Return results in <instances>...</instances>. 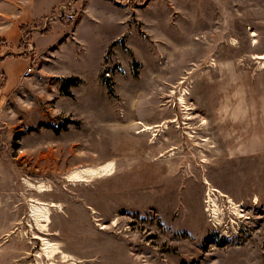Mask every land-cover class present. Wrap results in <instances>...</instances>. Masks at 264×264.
<instances>
[{
	"label": "rangeland",
	"instance_id": "1",
	"mask_svg": "<svg viewBox=\"0 0 264 264\" xmlns=\"http://www.w3.org/2000/svg\"><path fill=\"white\" fill-rule=\"evenodd\" d=\"M85 1L0 0V264H264V0Z\"/></svg>",
	"mask_w": 264,
	"mask_h": 264
},
{
	"label": "bare ground",
	"instance_id": "2",
	"mask_svg": "<svg viewBox=\"0 0 264 264\" xmlns=\"http://www.w3.org/2000/svg\"><path fill=\"white\" fill-rule=\"evenodd\" d=\"M240 22H242V21H240ZM243 24H245V23H243ZM244 26V25H243ZM238 27H239V25H238ZM238 27H236V28H238ZM237 30H239V29H237ZM253 32H255L254 34H253V37H254V39H255V41H257L256 40V38H257V32L256 31H254L253 30ZM215 34V33H214ZM173 35V34H172ZM191 35V34H190ZM210 35V34H209ZM174 36V35H173ZM188 36V35H187ZM187 36H185V37H187ZM180 37H182V36H180ZM211 37V36H210ZM172 38V37H171ZM176 38V37H175ZM183 38V37H182ZM189 38V37H188ZM192 38V37H191ZM212 38V37H211ZM181 38H178V43H180L179 42V40H180ZM185 39V38H184ZM187 39V38H186ZM186 39H185V41H186ZM209 39V38H208ZM191 40V39H190ZM185 43V42H184ZM183 43V44H184ZM189 43V42H188ZM193 43V42H192ZM182 44V45H183ZM195 44V43H194ZM181 45V46H182ZM190 46V45H189ZM193 49H194V47H193ZM197 49V48H196ZM256 56V55H255ZM256 58H259V59H264V54H262V55H257L256 56ZM214 65V64H213ZM261 67L262 68H264V62H261ZM162 75V74H161ZM173 75V74H172ZM175 75H177V74H175ZM174 75V76H175ZM165 76V75H164ZM161 77V76H160ZM160 77H158V78H160ZM167 77V76H166ZM171 77H169V79H170ZM162 79V78H161ZM167 79V78H166ZM186 80V79H185ZM182 82H184V81H182ZM186 82V81H185ZM187 94H189V92H188V88H183L182 89V96H181V102L183 103V104H185V102H186V95ZM133 107V106H132ZM134 109V108H133ZM133 113H134V111H133ZM100 116V115H99ZM135 116V115H134ZM103 117V116H102ZM133 117V114H131L130 115V117H129V119H131ZM101 118V117H100ZM104 118V117H103ZM126 120V119H125ZM131 121V120H130ZM134 121V120H133ZM123 122V121H122ZM132 122V121H131ZM131 122L129 123V125H127V126H122L121 125V127H120V129H122L124 132L125 131H131V128H132V126L134 125V124H131ZM138 123L139 124H141V125H143L142 127H143V129H141L140 131H137V133L139 134V133H151V132H155V131H157V130H165V129H168V127H169V123H167V122H165V123H163L162 125H160V129H157V127H153V126H151V125H148V124H146V123H144L143 121H138ZM122 124V123H121ZM125 124H127V123H125ZM91 126H92V124H91ZM120 126V125H119ZM93 128V127H92ZM94 128H96V127H94ZM99 130V129H98ZM121 130V131H122ZM87 131H89V130H87ZM91 131H92V129H91ZM119 131V130H118ZM93 132V131H92ZM108 132V131H107ZM120 132V131H119ZM123 132V133H124ZM118 133V132H117ZM122 133V134H123ZM93 134V133H92ZM91 134V135H92ZM121 135V134H120ZM94 136V135H93ZM130 136V135H129ZM88 139L90 138V137H87ZM91 139H92V137H91ZM91 144V143H90ZM77 145H74L73 147H72V149H70L69 151L72 153V156L75 154V151H76V149H75V147H76ZM90 147L89 146H84L83 147V149L84 150H87V149H89ZM54 151V150H53ZM53 151H51V154H53ZM116 163H115V161L114 160H111V161H108V162H105V163H103L102 165H100V166H97V167H93V166H88V167H82V168H76V169H74V170H72L69 174H68V180L69 181H74V182H86V181H90V179H92V178H101V177H103V176H111L114 172H115V168H116V165H115ZM207 182V181H206ZM38 190L40 191V192H49V191H51L52 190V188L49 186V185H45V184H40V185H38ZM217 191H218V189H216V188H213V187H209L208 188V191H207V203L209 204L208 206V210L209 211H211V212H213V213H215V214H217V213H219V211L221 210V208H219V204H218V200L220 199V195L219 194H217ZM164 196V195H163ZM229 201H230V203L232 204V205H234L235 206V208H234V210L237 212H239V206H237L231 199H229ZM33 205H32V214L35 216V218H36V220H37V222L39 223V225H40V227L42 228V230H46V229H48V227H49V225H50V223H51V221H52V216H51V214H52V208L53 207H57V208H59V209H61L62 208V205L61 204H57V203H54V202H52V203H50V204H48V203H45V202H41V201H34V203H32ZM233 206V207H234ZM221 207V206H220ZM231 207V206H230ZM223 210V209H222ZM236 214H238V213H236ZM116 224V221L114 222V225ZM102 228H106V226H104V225H102ZM43 241H44V243H43V245H44V250H45V252H46V254L48 255V256H50L51 258H54V256H56L58 253H60L61 252V246H60V244L59 243H55V242H52V241H50V240H48L46 237L45 238H43ZM65 257L67 258L68 257V255H65ZM50 258V259H51ZM42 264H44L43 262H41ZM75 263V262H74ZM76 264V263H75Z\"/></svg>",
	"mask_w": 264,
	"mask_h": 264
},
{
	"label": "crops",
	"instance_id": "3",
	"mask_svg": "<svg viewBox=\"0 0 264 264\" xmlns=\"http://www.w3.org/2000/svg\"><path fill=\"white\" fill-rule=\"evenodd\" d=\"M135 1H138V3H141L140 2V0H130L129 2H125V3H118L117 1H115V0H87V1H85V18L86 19H89V24H94L95 25V29L98 31V32H106L105 31V28L106 27H103L102 28V31H100V30H98V28H100V24H98V19H97V13L98 12H101L102 11V8L103 7H105V6H109L108 8L110 9V11H113V10H117L118 11V9L116 8L117 6L115 5V3L114 2H116V3H118V4H122V5H127V6H129L130 5V3H133V2H135ZM145 1H147V0H145ZM134 4V3H133ZM122 9H120L119 11H121ZM120 14H121V12H119ZM119 15H116L114 18H113V21H114V24H115V26H112V27H114L115 29L116 28H118V26H121V27H123V19L121 18V16H119ZM97 20H96V19ZM84 20L85 19H83L82 21L81 20H79V22L78 23H76L77 25H76V29H77V27L79 26V24H84L85 25V23H84ZM112 27H110L109 29L111 30V29H113ZM114 29V30H115ZM115 31H117V30H115ZM109 32V31H108ZM9 33V32H8ZM8 33H6V34H8ZM75 33V32H74ZM73 33V34H74ZM74 36L76 37V35L74 34ZM79 39V38H78Z\"/></svg>",
	"mask_w": 264,
	"mask_h": 264
},
{
	"label": "built area",
	"instance_id": "4",
	"mask_svg": "<svg viewBox=\"0 0 264 264\" xmlns=\"http://www.w3.org/2000/svg\"><path fill=\"white\" fill-rule=\"evenodd\" d=\"M115 1H117L118 3H125V2H129L130 0H115ZM61 9L62 10H66L67 9L68 10V7L67 6H62ZM61 15H63V12H62ZM32 71H33V67H28V69L24 73V76L27 77V76L31 75Z\"/></svg>",
	"mask_w": 264,
	"mask_h": 264
}]
</instances>
